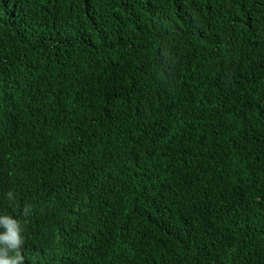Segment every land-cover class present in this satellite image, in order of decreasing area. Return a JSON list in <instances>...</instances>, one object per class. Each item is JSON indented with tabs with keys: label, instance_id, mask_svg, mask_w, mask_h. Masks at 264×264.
Listing matches in <instances>:
<instances>
[{
	"label": "trees",
	"instance_id": "1",
	"mask_svg": "<svg viewBox=\"0 0 264 264\" xmlns=\"http://www.w3.org/2000/svg\"><path fill=\"white\" fill-rule=\"evenodd\" d=\"M7 215L16 264H264V0H0Z\"/></svg>",
	"mask_w": 264,
	"mask_h": 264
},
{
	"label": "clouds",
	"instance_id": "2",
	"mask_svg": "<svg viewBox=\"0 0 264 264\" xmlns=\"http://www.w3.org/2000/svg\"><path fill=\"white\" fill-rule=\"evenodd\" d=\"M19 221L13 219L10 215L0 218V225L5 228V232L0 234V244L6 245L1 247L4 250L3 255H0V264H16V258L11 257L6 259L7 248L17 249L19 245L24 243L23 237L20 235L21 229Z\"/></svg>",
	"mask_w": 264,
	"mask_h": 264
}]
</instances>
